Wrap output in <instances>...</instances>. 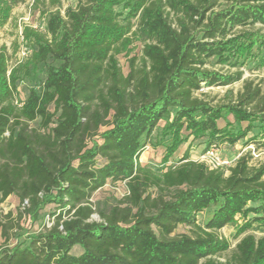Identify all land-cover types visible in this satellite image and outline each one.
Here are the masks:
<instances>
[{
  "label": "trees",
  "instance_id": "1",
  "mask_svg": "<svg viewBox=\"0 0 264 264\" xmlns=\"http://www.w3.org/2000/svg\"><path fill=\"white\" fill-rule=\"evenodd\" d=\"M25 2L0 0V27ZM136 38L141 66L135 56L125 75L118 57ZM23 39L31 53L12 67L0 50V202L16 196L33 222L53 207V220L29 244L1 247L0 264H264V237L250 233L264 227V161L254 166L252 151L227 170L193 161L190 149L160 173L140 164L156 131L166 167L199 140L206 151L245 141L264 152L261 86L243 81L227 103L199 94L241 82L250 60L264 68V0H78L48 13L46 33L26 27ZM40 73L41 92L18 106V83ZM120 182L126 206L93 221V196ZM181 226L192 235H174ZM228 226L239 242L220 261ZM8 228L0 214L2 236Z\"/></svg>",
  "mask_w": 264,
  "mask_h": 264
},
{
  "label": "rangeland",
  "instance_id": "2",
  "mask_svg": "<svg viewBox=\"0 0 264 264\" xmlns=\"http://www.w3.org/2000/svg\"><path fill=\"white\" fill-rule=\"evenodd\" d=\"M78 0H61L60 6H53L51 0H40L37 3L35 0H26L25 3L18 5L14 8L10 19L0 27V50L6 47L7 54L10 57V66H14L18 60L27 58L26 44L23 39V31L26 27H31L35 30L46 33V18L48 13L55 12L60 9L61 13L64 14L65 10L69 7L75 8ZM43 12H48L43 15ZM144 42L141 39L136 38L134 43L130 47V50L122 53L119 57V66L122 72L126 75L130 68V60L135 56L138 57L136 66H141L140 58L142 56V49ZM209 69L213 72L220 74H230L236 72V69L229 67H220L216 65H209ZM243 79L241 82L227 87H212L204 88L199 94L207 95L209 100L214 103H227L234 99L238 92L243 88V81H253L255 85L261 86L264 89V68L258 67V62L250 60L242 68ZM46 76L40 73L33 79L21 80L17 85V91L15 93V103L21 106L29 97L32 90L41 92L43 82ZM228 120L233 122L232 116L228 115ZM225 122L222 121L220 125L225 126ZM31 128H38V122L31 123ZM156 131L153 134L152 142L145 148V151L140 157V164L148 170L160 173L169 167L175 166L180 158L183 156L187 149H190L191 159L195 162L201 163V157L207 152L206 151V140H199L186 144L180 151L173 155L172 159L168 163L167 167L163 163L165 148L161 145V139ZM257 131L250 134L248 138L256 134ZM217 157L223 162V169L227 170L233 167L237 160L249 151L253 152L254 166H258L264 161L263 150L257 151L255 145L247 147L245 141H240L234 146L223 145L217 149ZM228 175L229 172L226 171ZM130 195V191L127 183L120 182L117 184L109 183L102 190L97 192L92 198V204L96 213L93 215L92 220L100 222L101 218L98 211L107 210L112 207H125L126 199ZM28 206L27 203L21 204L19 198L11 196L3 202H0V214L5 224L9 226L6 236H2L0 233V248L7 246H15L19 243L24 245L29 244L30 237L43 232L46 228L52 226V218L49 215V210L53 207L48 208L41 214L37 221H32L28 214H26ZM213 209L207 210L198 216V224L204 226L209 219ZM155 232L157 230L154 228ZM236 229L232 226L225 227L219 232V235L226 239L230 244V250L218 257V260L224 261L229 257L232 251L235 249L239 239L235 238ZM257 238L264 237V227L255 225L251 231ZM187 234L192 235L191 227L181 226L177 229L174 235ZM76 254L81 253L80 249L75 250Z\"/></svg>",
  "mask_w": 264,
  "mask_h": 264
},
{
  "label": "built area",
  "instance_id": "3",
  "mask_svg": "<svg viewBox=\"0 0 264 264\" xmlns=\"http://www.w3.org/2000/svg\"><path fill=\"white\" fill-rule=\"evenodd\" d=\"M30 50L26 48V56L30 54ZM217 151L215 149H211L207 151L202 157H201V163H204L207 167H209L210 170H217L224 167L223 162L217 157Z\"/></svg>",
  "mask_w": 264,
  "mask_h": 264
}]
</instances>
